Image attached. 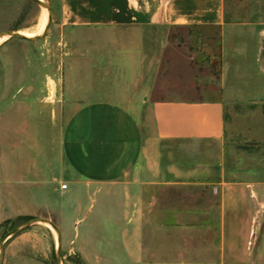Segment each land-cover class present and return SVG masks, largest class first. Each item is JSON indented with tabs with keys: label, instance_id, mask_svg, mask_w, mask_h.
<instances>
[{
	"label": "crops",
	"instance_id": "1",
	"mask_svg": "<svg viewBox=\"0 0 264 264\" xmlns=\"http://www.w3.org/2000/svg\"><path fill=\"white\" fill-rule=\"evenodd\" d=\"M63 9L74 48L82 49L83 81L70 84L67 96L87 117L78 131L80 144L61 149V167L70 169L66 159L78 164L75 149H96L88 139L97 132L100 164L95 176L68 179L60 192L75 183L100 186L99 193L108 184L117 187L112 195L106 190L99 195L115 202L118 246L130 264H250L256 213L252 184L219 177V171L227 106L252 86L244 67L264 52V20H234L227 0H64ZM103 29L129 44L132 80L126 67L117 71L124 75L120 80L110 81V65L102 66L88 49L86 33ZM178 29L188 31L186 45L194 39L190 53L181 41L172 42ZM104 41L105 48L112 38ZM212 58L220 60L219 76L212 71ZM258 72L264 78L260 61ZM194 92L199 97L191 96ZM259 95L264 100V90ZM87 120L98 123L97 132L85 128ZM109 171L115 172L113 178ZM205 184L220 190L217 209L207 207L201 190L171 191ZM257 260H264V243Z\"/></svg>",
	"mask_w": 264,
	"mask_h": 264
},
{
	"label": "rangeland",
	"instance_id": "2",
	"mask_svg": "<svg viewBox=\"0 0 264 264\" xmlns=\"http://www.w3.org/2000/svg\"><path fill=\"white\" fill-rule=\"evenodd\" d=\"M45 1L52 6L53 18L44 37L31 41L9 36L0 44V243L25 221L46 217L62 232V264H130L125 250L118 246L121 236L115 221V202L99 195L105 190L112 195L117 187L108 184L99 193L100 186L70 183L65 194L59 190L68 179L82 180L97 174L100 139L98 123L87 120L85 128L97 132L88 139L96 149H81L80 153L75 149L73 156L78 164L73 167L66 159L65 166L70 169L61 167V149L80 144L78 131L87 117L83 108L72 106L67 96L70 84L83 81L78 64L82 49L74 48L73 36L63 24L64 0ZM227 4L234 20H264V0H227ZM43 11H46L44 6L35 0H0V33L35 31ZM46 24L30 35L40 34ZM86 36L90 52L95 53L102 66L110 65L114 71L108 77L110 81L120 80L124 75L117 71L126 67L128 80L134 78L135 64L134 59L127 57L131 52L128 43L120 42L118 35L104 29L90 30ZM172 36V42L181 41L182 49L188 51L194 45V39L186 45V29H178ZM106 37L112 41L104 48ZM217 44L212 42L216 54ZM212 59V71L219 76L220 60ZM189 60L181 67L188 66ZM259 61L264 66V52ZM259 61L253 58L252 63L245 64V76L252 86L242 88L227 106L225 159L219 171V177L252 184L250 191L256 213L250 264H264V260H257L264 243V100L259 95L264 90V78L258 74ZM235 70L234 65L232 76ZM199 94L194 92L191 96L197 98ZM110 158L114 154L105 159L107 163ZM114 173L109 171V177L113 178ZM184 188L192 193L201 190L207 207L218 208L220 190L215 187L188 185L173 187L171 191ZM57 249L56 229L44 222L35 223L7 239L0 264H58Z\"/></svg>",
	"mask_w": 264,
	"mask_h": 264
},
{
	"label": "water",
	"instance_id": "3",
	"mask_svg": "<svg viewBox=\"0 0 264 264\" xmlns=\"http://www.w3.org/2000/svg\"><path fill=\"white\" fill-rule=\"evenodd\" d=\"M35 1H37L39 4H41L43 6L47 7L48 11H49L48 24L46 26V29L43 31V33H41L40 35H27V34L22 33L19 30H11V31H5L3 33H0V37H2L4 35H9L10 37H17V38L24 39V40L35 41V40H38V39L44 37L48 33V31L50 30V26H51L52 18H53L52 17L53 16L52 6L49 3H47L46 1H43V0H35ZM39 222H49L56 229L57 234H58L57 261H58V264H62V249H61L62 248V232H61L60 228L58 227V225L54 221H52L51 219L46 218V217L31 218V219L25 221L19 227H16L15 229H13L9 233H7L3 237V239L1 240V243H0V262H1L2 258H3V255H4L5 243H6L7 239L10 236H13V235L21 232L22 230H24L26 228H29L33 224L39 223Z\"/></svg>",
	"mask_w": 264,
	"mask_h": 264
},
{
	"label": "bare ground",
	"instance_id": "4",
	"mask_svg": "<svg viewBox=\"0 0 264 264\" xmlns=\"http://www.w3.org/2000/svg\"><path fill=\"white\" fill-rule=\"evenodd\" d=\"M43 1H45V0H43ZM44 8L46 9V11H43V17H42V20L40 21V23L38 24L37 29H36L35 31H24V30H21L22 33L27 34V35L35 34V33H37L38 31H40V30L44 27V25H45L46 23L48 24L47 21H48V19H49V11H48V8H47V7L44 6ZM47 24H46V26H47ZM46 26H45V28L43 29V31L46 29ZM43 31H42L41 33H43ZM41 33H40V34H41ZM40 34H38V35H40ZM8 37H9V35H4V36L0 37V44L3 43ZM44 223L47 224V225H51V226H52V224L49 223V222H44ZM52 227H53V226H52ZM54 229H55V228H54ZM57 237H58V234H57Z\"/></svg>",
	"mask_w": 264,
	"mask_h": 264
},
{
	"label": "built area",
	"instance_id": "5",
	"mask_svg": "<svg viewBox=\"0 0 264 264\" xmlns=\"http://www.w3.org/2000/svg\"><path fill=\"white\" fill-rule=\"evenodd\" d=\"M63 188H67L68 187V184H64L62 185Z\"/></svg>",
	"mask_w": 264,
	"mask_h": 264
}]
</instances>
